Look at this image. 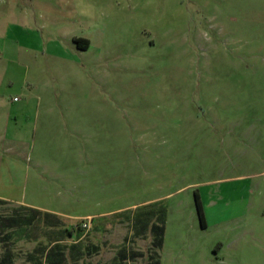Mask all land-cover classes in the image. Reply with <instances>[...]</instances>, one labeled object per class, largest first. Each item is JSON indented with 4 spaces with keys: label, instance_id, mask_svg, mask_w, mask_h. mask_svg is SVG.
<instances>
[{
    "label": "rangeland",
    "instance_id": "1",
    "mask_svg": "<svg viewBox=\"0 0 264 264\" xmlns=\"http://www.w3.org/2000/svg\"><path fill=\"white\" fill-rule=\"evenodd\" d=\"M0 196V264H264V0H0Z\"/></svg>",
    "mask_w": 264,
    "mask_h": 264
},
{
    "label": "trees",
    "instance_id": "2",
    "mask_svg": "<svg viewBox=\"0 0 264 264\" xmlns=\"http://www.w3.org/2000/svg\"><path fill=\"white\" fill-rule=\"evenodd\" d=\"M75 42L77 43V46L79 48L82 49H86L87 48V39L84 38H77L75 40ZM84 43V44H82ZM194 203H195V209H196V213L200 222L201 227H205V220H204V213H203V209H202V205L201 202L199 200L198 194L196 192H194ZM158 241H161V238L158 239Z\"/></svg>",
    "mask_w": 264,
    "mask_h": 264
},
{
    "label": "crops",
    "instance_id": "3",
    "mask_svg": "<svg viewBox=\"0 0 264 264\" xmlns=\"http://www.w3.org/2000/svg\"><path fill=\"white\" fill-rule=\"evenodd\" d=\"M76 39H77V38H76ZM87 41H88V43H89V40H87ZM88 43H87V44H88ZM89 44H90V43H89ZM86 49H87V48H86ZM0 199L4 200V197H3V196H0ZM86 217H87V218H90L91 215H86ZM118 246H119V245H118Z\"/></svg>",
    "mask_w": 264,
    "mask_h": 264
},
{
    "label": "built area",
    "instance_id": "4",
    "mask_svg": "<svg viewBox=\"0 0 264 264\" xmlns=\"http://www.w3.org/2000/svg\"><path fill=\"white\" fill-rule=\"evenodd\" d=\"M81 226L82 227H86L87 226V222H83Z\"/></svg>",
    "mask_w": 264,
    "mask_h": 264
}]
</instances>
